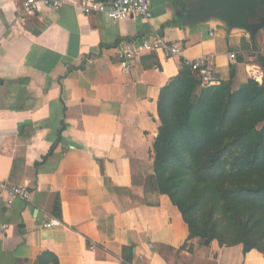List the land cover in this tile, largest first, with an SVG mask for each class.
Here are the masks:
<instances>
[{"label":"crops","instance_id":"0c3cea01","mask_svg":"<svg viewBox=\"0 0 264 264\" xmlns=\"http://www.w3.org/2000/svg\"><path fill=\"white\" fill-rule=\"evenodd\" d=\"M25 1L0 0V181L31 192L0 201V264H264L243 245L189 240L170 198L145 189L158 99L184 58H209L219 84L234 70V90L263 83L264 29L193 22L201 0H149L151 20L124 21L72 5L28 15ZM158 37L183 56L146 52L125 74L122 43Z\"/></svg>","mask_w":264,"mask_h":264},{"label":"trees","instance_id":"16d2710c","mask_svg":"<svg viewBox=\"0 0 264 264\" xmlns=\"http://www.w3.org/2000/svg\"><path fill=\"white\" fill-rule=\"evenodd\" d=\"M257 62L264 71V54ZM233 78L203 87L183 66L161 90L145 189L170 198L189 240L264 253V81L234 90Z\"/></svg>","mask_w":264,"mask_h":264},{"label":"built area","instance_id":"2783aa9c","mask_svg":"<svg viewBox=\"0 0 264 264\" xmlns=\"http://www.w3.org/2000/svg\"><path fill=\"white\" fill-rule=\"evenodd\" d=\"M72 5L87 16L103 15L112 21H124L129 18L141 17L150 20L153 17L149 0H111L101 2L97 0H26L23 10L28 15H37L43 9L60 10L63 6ZM213 35V34H212ZM165 50L170 57H182L183 48L167 44L160 37L141 44L122 43L119 49L120 63L125 74H129L132 62L143 53ZM235 59V55H231ZM183 65L196 72L201 85L210 87L219 84V78L207 57L196 60L185 59ZM31 192L28 188L0 181V201L12 205L16 199L28 201ZM57 221L46 224V227L56 226ZM6 226H0L2 232ZM91 248H95L91 245Z\"/></svg>","mask_w":264,"mask_h":264},{"label":"water","instance_id":"95a60500","mask_svg":"<svg viewBox=\"0 0 264 264\" xmlns=\"http://www.w3.org/2000/svg\"><path fill=\"white\" fill-rule=\"evenodd\" d=\"M188 12L194 14L193 22L213 16L230 29H244L253 37L264 29V0H201Z\"/></svg>","mask_w":264,"mask_h":264}]
</instances>
